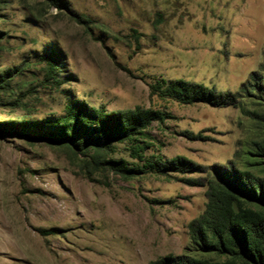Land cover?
Masks as SVG:
<instances>
[{
    "label": "rangeland",
    "instance_id": "obj_1",
    "mask_svg": "<svg viewBox=\"0 0 264 264\" xmlns=\"http://www.w3.org/2000/svg\"><path fill=\"white\" fill-rule=\"evenodd\" d=\"M52 53L58 71L44 81ZM159 79L229 91L235 103L149 95ZM73 101L160 111L145 156L200 169L86 175L72 147L23 135ZM108 157L132 162L122 145ZM216 171L264 179V0H0V264L195 256L188 226L204 212L206 186L185 182Z\"/></svg>",
    "mask_w": 264,
    "mask_h": 264
},
{
    "label": "trees",
    "instance_id": "obj_2",
    "mask_svg": "<svg viewBox=\"0 0 264 264\" xmlns=\"http://www.w3.org/2000/svg\"><path fill=\"white\" fill-rule=\"evenodd\" d=\"M42 61L44 81L53 80L58 56L44 55ZM148 89L149 95L162 99L212 107L232 105L236 95L184 79H159ZM163 118L160 111L140 106L108 112L102 105L93 107L73 101L65 104L62 117L45 120L39 130L23 135L56 147H72L83 157L86 175L107 172L129 179L147 172H197L200 167L184 157L145 156L144 151L150 146L146 130ZM119 145L131 163L108 157L117 152ZM185 183L206 186L204 212L188 226L195 256L177 262L163 259L161 264H264V179L248 172L216 171L204 182L188 179Z\"/></svg>",
    "mask_w": 264,
    "mask_h": 264
}]
</instances>
